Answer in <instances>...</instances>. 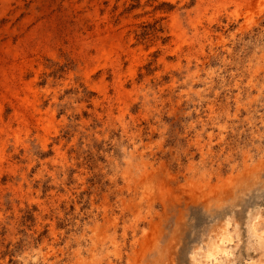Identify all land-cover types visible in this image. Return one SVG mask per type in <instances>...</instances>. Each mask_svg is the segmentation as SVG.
<instances>
[{
  "label": "rangeland",
  "instance_id": "374dc122",
  "mask_svg": "<svg viewBox=\"0 0 264 264\" xmlns=\"http://www.w3.org/2000/svg\"><path fill=\"white\" fill-rule=\"evenodd\" d=\"M253 221L264 0H0V264H192L225 226L264 264Z\"/></svg>",
  "mask_w": 264,
  "mask_h": 264
},
{
  "label": "bare ground",
  "instance_id": "6f19581e",
  "mask_svg": "<svg viewBox=\"0 0 264 264\" xmlns=\"http://www.w3.org/2000/svg\"><path fill=\"white\" fill-rule=\"evenodd\" d=\"M100 49H103V52H111L112 47L104 48L102 44V48L100 47ZM235 236H237L235 230H229L226 226L222 227L212 239H209L205 243L206 247H199L198 252L192 257V264H221L222 260L230 258L231 251L229 249V243ZM249 237V243L254 248L253 250H258L261 254H264V231L257 230L255 221L251 222L249 226ZM229 264L236 263L230 261ZM248 264L260 263L257 261H249Z\"/></svg>",
  "mask_w": 264,
  "mask_h": 264
}]
</instances>
